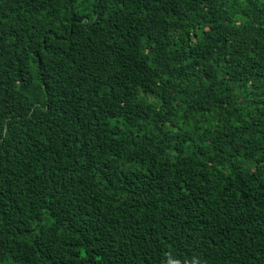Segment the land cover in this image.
<instances>
[{
	"label": "trees",
	"instance_id": "1",
	"mask_svg": "<svg viewBox=\"0 0 264 264\" xmlns=\"http://www.w3.org/2000/svg\"><path fill=\"white\" fill-rule=\"evenodd\" d=\"M0 264H264V0H0Z\"/></svg>",
	"mask_w": 264,
	"mask_h": 264
}]
</instances>
